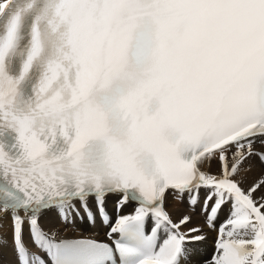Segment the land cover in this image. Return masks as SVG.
Masks as SVG:
<instances>
[{
    "label": "snow or ice",
    "instance_id": "6c2138e0",
    "mask_svg": "<svg viewBox=\"0 0 264 264\" xmlns=\"http://www.w3.org/2000/svg\"><path fill=\"white\" fill-rule=\"evenodd\" d=\"M81 223L106 241L62 235ZM9 248V264H264V0H0Z\"/></svg>",
    "mask_w": 264,
    "mask_h": 264
},
{
    "label": "bare ground",
    "instance_id": "6f19581e",
    "mask_svg": "<svg viewBox=\"0 0 264 264\" xmlns=\"http://www.w3.org/2000/svg\"><path fill=\"white\" fill-rule=\"evenodd\" d=\"M116 199L117 198H115V197H111L109 199V202L107 205V211L110 213L111 220L113 223L116 219V211H115V200ZM169 207H170V210H172V211L176 210L171 203H170ZM179 210L183 211V208L181 207ZM132 211H133V206L128 205L122 209L120 214L125 215V214H129ZM107 230H108V227L104 226L102 224H97L96 226H92L91 224L81 223V226L77 230L67 231V232L62 233V235H65L68 238L86 237V238H93V239H97V238L105 239L106 238L105 233L107 232ZM209 243H210V241H209ZM206 247H208L210 249L209 246H206ZM12 258L13 257L11 255V251L9 248L8 251L3 252L2 257H0V261H2V264H9V261Z\"/></svg>",
    "mask_w": 264,
    "mask_h": 264
},
{
    "label": "rangeland",
    "instance_id": "374dc122",
    "mask_svg": "<svg viewBox=\"0 0 264 264\" xmlns=\"http://www.w3.org/2000/svg\"><path fill=\"white\" fill-rule=\"evenodd\" d=\"M222 218H223V217H222ZM209 244H210V245H209ZM209 244L206 245V246H209V247L211 248V243H209ZM5 251H8V249H5L4 252H5Z\"/></svg>",
    "mask_w": 264,
    "mask_h": 264
}]
</instances>
